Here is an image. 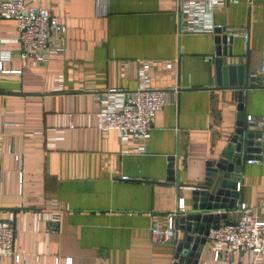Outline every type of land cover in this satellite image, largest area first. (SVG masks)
Returning a JSON list of instances; mask_svg holds the SVG:
<instances>
[{
  "label": "crops",
  "instance_id": "0c3cea01",
  "mask_svg": "<svg viewBox=\"0 0 264 264\" xmlns=\"http://www.w3.org/2000/svg\"><path fill=\"white\" fill-rule=\"evenodd\" d=\"M41 6L67 28L65 53L47 66L22 62L17 22L0 19V55L10 54L7 69L19 72L0 74V223L15 218L20 255L0 264H174L176 239L154 244L153 221L165 227L182 202L180 211L191 209V186L235 135L232 82L248 81L244 122L264 136L246 121L264 118V0H238L213 14L216 29L237 34L233 56L220 58L216 33L182 32L191 22L178 14L179 0H108L105 18L95 0ZM141 62L152 63L151 88L168 91L171 103L144 141H123L101 130V100L109 90H136ZM256 156L242 167L236 204L263 220L264 144ZM172 157L175 181L168 180ZM217 250L229 259L215 261ZM255 260L264 264V257L209 240L199 264Z\"/></svg>",
  "mask_w": 264,
  "mask_h": 264
},
{
  "label": "built area",
  "instance_id": "2783aa9c",
  "mask_svg": "<svg viewBox=\"0 0 264 264\" xmlns=\"http://www.w3.org/2000/svg\"><path fill=\"white\" fill-rule=\"evenodd\" d=\"M43 0H7L0 4V19H13L17 22V42L22 47L20 59L24 63L47 66L55 57L62 56L66 51L65 41L67 28L48 9L41 6ZM238 0H179L180 15H187L190 27L182 29L183 33L214 34L216 28L212 25L211 17L214 13L235 4ZM97 14L108 16V0H95ZM11 63L10 54L0 55V74H19L7 69ZM151 62L140 63V83L136 90H109L101 100L102 109L98 115L100 128L104 132L117 131L123 141L135 138L144 141L149 134L156 115L169 105L168 91L151 88L148 74ZM264 77V52L259 72ZM248 125L264 129V118L255 120L252 116L246 118ZM264 143V139H263ZM19 167L20 183L23 182L21 171L22 158L15 156ZM256 161H248L254 164ZM237 191L240 192V184ZM184 208L183 202L179 205ZM180 209L168 216L167 224L161 227L158 219L153 221L151 228L152 242L164 245L175 238L176 221ZM264 216V202L259 208ZM231 222L234 226H225L212 231L209 240L218 245H228L230 253L240 255L254 253L257 258L264 257V219L261 220L256 210L246 204H236L231 212ZM17 233L15 218L0 223V262L7 256H13L17 262L20 255L14 252V241ZM230 254L217 250L215 261H226ZM257 260V259H256ZM254 261L253 264H263ZM66 264H73L67 259Z\"/></svg>",
  "mask_w": 264,
  "mask_h": 264
},
{
  "label": "water",
  "instance_id": "95a60500",
  "mask_svg": "<svg viewBox=\"0 0 264 264\" xmlns=\"http://www.w3.org/2000/svg\"><path fill=\"white\" fill-rule=\"evenodd\" d=\"M215 33L217 57H232L237 34L228 32L226 28H217ZM245 74L248 77V70ZM247 82L241 80L237 84H230L235 87L238 85L239 114L235 135L219 159L206 163L203 181L191 186V209L178 212L174 264H199L211 232L219 230L221 225L234 226L229 220V213L240 198L237 188L242 167L245 162L259 160L256 155L261 153L264 144L263 134L250 129L244 122L242 100L244 90L248 89ZM170 162L168 180L175 181V158H170Z\"/></svg>",
  "mask_w": 264,
  "mask_h": 264
}]
</instances>
